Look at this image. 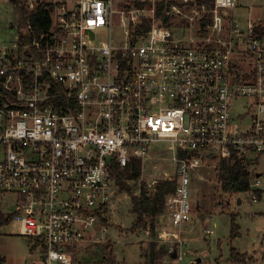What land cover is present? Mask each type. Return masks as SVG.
<instances>
[{"label": "built area", "instance_id": "built-area-1", "mask_svg": "<svg viewBox=\"0 0 264 264\" xmlns=\"http://www.w3.org/2000/svg\"><path fill=\"white\" fill-rule=\"evenodd\" d=\"M237 2L194 1L198 35L188 20L171 23L195 20L189 0L18 3L0 38V211L39 243V264H92L75 252L110 238L116 166L144 164L166 144L174 168L164 179L176 186L164 208L180 229L193 220L205 154L250 168L264 153V39L253 20L233 23ZM120 5L132 9L116 23ZM41 6L49 22L38 27Z\"/></svg>", "mask_w": 264, "mask_h": 264}, {"label": "rangeland", "instance_id": "rangeland-1", "mask_svg": "<svg viewBox=\"0 0 264 264\" xmlns=\"http://www.w3.org/2000/svg\"><path fill=\"white\" fill-rule=\"evenodd\" d=\"M26 1L17 0L13 3L10 0H0L1 39L9 33L6 26L16 21L18 15L16 6L19 2ZM173 1L185 2V0ZM194 1L198 4H209V0H189L191 3L188 5H191L184 8L186 17L193 16L195 20L176 17L171 23L176 29H180L187 26L185 20H188L187 33L198 35L200 26L197 20L200 15L192 11L198 8H195ZM117 9L120 15L116 17V23H119L122 12L125 11L126 16H130L128 11L132 8L128 5H120ZM151 11L152 9H147L148 18L156 19L158 8L153 14ZM249 19L256 22L260 33L262 31L264 35V0H238L237 7L232 13L233 23L246 27ZM113 35L117 41H123V32L119 27L114 29ZM107 37L108 34L105 33L103 39ZM243 103L244 101H239L236 109L241 110ZM159 146L157 152H153L146 160L140 178L127 182L132 188L133 195L139 196L141 189L148 191L149 194L154 193L152 184L163 181L165 173L173 174L174 167L169 158L171 152L167 150L166 144ZM219 161V158L205 154L203 165L194 174L192 222L183 225L180 229H174L164 208L162 214L147 218L145 228L132 229L136 216L131 213V197L116 188L110 212V238L105 244L83 242L75 252L76 257L92 264H144L149 261L150 244L155 243L157 249L161 250L162 258L157 264H264V155L258 160V171L263 173L259 179L261 187L258 189L263 192L257 202L253 201V195L256 194L254 191L257 190L255 187L252 189L253 192L242 195L225 193L221 190L216 172ZM254 182L256 181L253 180ZM232 196H239L242 199L239 206L237 199ZM232 214H236L235 223L239 231V235L235 238L231 237ZM20 229V224L12 222L0 230V256L5 258L3 264H39L40 250H31L28 241L34 239L20 235ZM208 230L214 233H207ZM165 235L166 237H163ZM178 236L181 237L182 242L177 240ZM38 248H41L40 245ZM233 249L239 254H244L246 260L241 263L232 261ZM180 255L183 256L182 261L178 259Z\"/></svg>", "mask_w": 264, "mask_h": 264}, {"label": "trees", "instance_id": "trees-1", "mask_svg": "<svg viewBox=\"0 0 264 264\" xmlns=\"http://www.w3.org/2000/svg\"><path fill=\"white\" fill-rule=\"evenodd\" d=\"M204 1V0H203ZM207 2V1H206ZM163 9L162 5L158 6L157 15L159 16ZM26 10H24V13ZM46 9L44 6L39 8V13L33 17V22L36 26H46L49 22L48 17H44ZM209 23V19L203 22L206 26ZM144 29H149L150 21L146 20L142 26ZM141 163L134 162L131 167L124 169L116 166L112 170V176L116 182L117 188L120 191L127 193L131 197L132 210L131 213L136 216L135 221L132 224V229L145 228L147 226V218H154L159 214H162L165 207L166 195L175 190L176 182L165 181L155 187V191L149 194L148 191L141 189L139 196L133 195L132 188L127 183L128 181L138 180L141 176ZM217 179L221 186V190L225 193H245L251 192V180L252 174L248 168H246L240 160H237L234 156L230 159H222L216 168ZM253 192V191H252ZM256 197H260L262 191H254ZM236 214H232V232L231 237L235 238L238 234V226L235 223ZM10 216L3 214L0 211V230L3 226L9 224ZM107 225L109 223L105 221ZM110 226V225H109ZM153 229V228H152ZM29 244L32 246L31 250L36 249L39 243L29 240ZM149 261L146 264H157V261L161 260V250L157 249V244H150ZM231 259L235 262H244L246 256L239 254L238 251H231ZM5 262V258L0 256V264Z\"/></svg>", "mask_w": 264, "mask_h": 264}, {"label": "crops", "instance_id": "crops-1", "mask_svg": "<svg viewBox=\"0 0 264 264\" xmlns=\"http://www.w3.org/2000/svg\"><path fill=\"white\" fill-rule=\"evenodd\" d=\"M10 24V23H9ZM8 24V25H9ZM7 25V26H8ZM7 26H6V29H7ZM262 38L264 39V35H262ZM157 152V151H156ZM262 155H264V153L262 154ZM262 155H260L259 157H257L255 160H254V162L252 163V165H251V167L250 168H248L249 170H250V172H251V174H252V180H251V183H253V180L254 181H259V185L258 186H256L255 188L257 189V190H255V191H262V190H260V189H258V188H260L261 187V181L259 180L260 179V177L262 176V172H259L258 171V166H259V158L262 156ZM170 158V157H169ZM146 162V161H145ZM220 163V162H219ZM145 164V163H144ZM144 164H142L141 163V168H142V170H144L145 168H144ZM219 165V164H218ZM252 169H254V171L252 170ZM141 170V171H142ZM173 173V172H172ZM165 181H168V180H163V181H161V182H157V184L155 185V186H153L154 187V189H155V187L157 186V185H159V184H161L162 182H165ZM253 189V188H252ZM264 191V190H263ZM262 191V192H263ZM245 193H247V192H245ZM243 193H237V195H242ZM233 198H235V199H237V203H239L238 204V206L241 204V202H242V199L239 197V196H232ZM258 200H259V198H258ZM257 200V201H258ZM235 213H236V211H235ZM238 233H239V231H238ZM31 246V245H30ZM31 248H32V246H31ZM33 250H40V253H39V257L41 258V248H36V249H33ZM241 253V252H240ZM175 256V255H174ZM180 256H182V255H180ZM182 260H183V256H182ZM182 260H179V261H182ZM235 262V261H234ZM240 263V262H239ZM144 264H146V263H144Z\"/></svg>", "mask_w": 264, "mask_h": 264}, {"label": "water", "instance_id": "water-1", "mask_svg": "<svg viewBox=\"0 0 264 264\" xmlns=\"http://www.w3.org/2000/svg\"><path fill=\"white\" fill-rule=\"evenodd\" d=\"M11 2H13V3H16L17 2V0H10Z\"/></svg>", "mask_w": 264, "mask_h": 264}]
</instances>
